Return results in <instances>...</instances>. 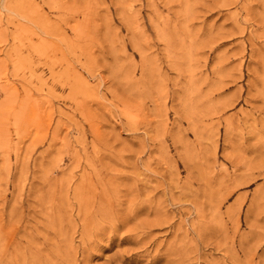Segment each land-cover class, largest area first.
<instances>
[{
    "label": "rangeland",
    "instance_id": "1",
    "mask_svg": "<svg viewBox=\"0 0 264 264\" xmlns=\"http://www.w3.org/2000/svg\"><path fill=\"white\" fill-rule=\"evenodd\" d=\"M0 264H264V0H0Z\"/></svg>",
    "mask_w": 264,
    "mask_h": 264
}]
</instances>
